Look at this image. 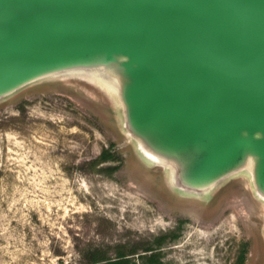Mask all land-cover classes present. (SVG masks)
<instances>
[{"label":"water","instance_id":"1","mask_svg":"<svg viewBox=\"0 0 264 264\" xmlns=\"http://www.w3.org/2000/svg\"><path fill=\"white\" fill-rule=\"evenodd\" d=\"M65 78L112 97L176 192L246 175L264 202V0H0V103Z\"/></svg>","mask_w":264,"mask_h":264},{"label":"rangeland","instance_id":"2","mask_svg":"<svg viewBox=\"0 0 264 264\" xmlns=\"http://www.w3.org/2000/svg\"><path fill=\"white\" fill-rule=\"evenodd\" d=\"M104 149L115 159L97 166ZM149 247L162 264H264V202L246 175L207 199L173 190L138 157L112 97L84 80L0 103V264H90L96 251L134 249L140 262Z\"/></svg>","mask_w":264,"mask_h":264},{"label":"trees","instance_id":"3","mask_svg":"<svg viewBox=\"0 0 264 264\" xmlns=\"http://www.w3.org/2000/svg\"><path fill=\"white\" fill-rule=\"evenodd\" d=\"M115 159V155L111 152L110 149H104L101 155L97 158L95 164L97 166L102 165L104 163L113 161ZM120 168L116 166L115 168L110 169L112 172L118 171ZM175 238L177 236H174ZM165 238H160L157 240V244L160 246L164 242ZM157 248L149 247L145 252L151 253L150 256L141 255V261L133 260L132 256L138 254L137 249L131 250L130 252H126L123 250L118 251L117 256L115 258H110L105 256L102 252H94L91 256L90 264H162L159 259V255L157 254ZM245 259L244 254L240 258V263H243Z\"/></svg>","mask_w":264,"mask_h":264}]
</instances>
